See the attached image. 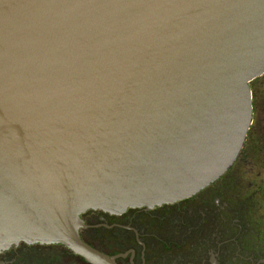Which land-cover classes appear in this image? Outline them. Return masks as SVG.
Wrapping results in <instances>:
<instances>
[{
    "label": "water",
    "instance_id": "water-1",
    "mask_svg": "<svg viewBox=\"0 0 264 264\" xmlns=\"http://www.w3.org/2000/svg\"><path fill=\"white\" fill-rule=\"evenodd\" d=\"M263 72L264 0H0V250L102 264L80 215L215 181Z\"/></svg>",
    "mask_w": 264,
    "mask_h": 264
},
{
    "label": "flooded vegetation",
    "instance_id": "flooded-vegetation-1",
    "mask_svg": "<svg viewBox=\"0 0 264 264\" xmlns=\"http://www.w3.org/2000/svg\"><path fill=\"white\" fill-rule=\"evenodd\" d=\"M249 90L243 146L215 181L170 204L80 215V239L102 264H264V72ZM0 264L93 263L61 244L19 242L0 250Z\"/></svg>",
    "mask_w": 264,
    "mask_h": 264
}]
</instances>
